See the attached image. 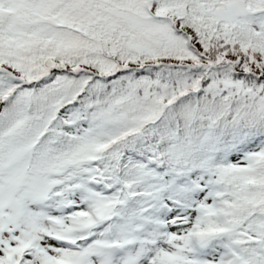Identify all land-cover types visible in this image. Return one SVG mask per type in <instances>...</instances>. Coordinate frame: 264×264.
Masks as SVG:
<instances>
[{
  "label": "snow or ice",
  "instance_id": "snow-or-ice-1",
  "mask_svg": "<svg viewBox=\"0 0 264 264\" xmlns=\"http://www.w3.org/2000/svg\"><path fill=\"white\" fill-rule=\"evenodd\" d=\"M0 264H264V0H0Z\"/></svg>",
  "mask_w": 264,
  "mask_h": 264
}]
</instances>
